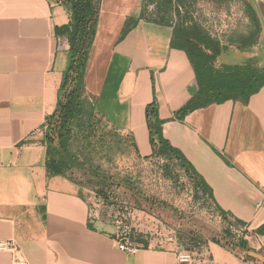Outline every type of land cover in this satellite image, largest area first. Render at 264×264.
Masks as SVG:
<instances>
[{"label":"crops","instance_id":"crops-1","mask_svg":"<svg viewBox=\"0 0 264 264\" xmlns=\"http://www.w3.org/2000/svg\"><path fill=\"white\" fill-rule=\"evenodd\" d=\"M166 1L100 0L85 93L94 114L142 158L155 152L146 121L155 102L162 136L204 181L209 202L245 228L243 247L208 244L196 264H264V84L246 104L226 100L175 118L197 84L186 52L171 47L176 22ZM70 16L56 0H0V240H13L28 264H175L171 242L120 250L110 227L89 215L76 167L47 169V122L71 62L55 27ZM128 20L135 24L122 35ZM223 41L215 67L251 59L264 69L263 24L246 48L234 32ZM13 257L0 251V264Z\"/></svg>","mask_w":264,"mask_h":264},{"label":"rangeland","instance_id":"rangeland-1","mask_svg":"<svg viewBox=\"0 0 264 264\" xmlns=\"http://www.w3.org/2000/svg\"><path fill=\"white\" fill-rule=\"evenodd\" d=\"M249 6L261 30L253 0H172L166 3L165 12L168 19L181 20L184 26L195 18L204 32L215 35L229 29L230 16L235 18L234 29L219 33L224 44L223 39L233 32L237 39L249 42L254 31ZM80 95L79 113L68 123L54 118L48 132L58 149L62 135L66 149L80 158L72 174L83 185L94 220L110 227L120 241L153 245L159 244L156 240L172 241L198 251L208 244L237 246L233 220L215 210L206 191L197 187L175 158L160 151L137 156L129 150L124 135L111 131L94 114L92 98L83 92Z\"/></svg>","mask_w":264,"mask_h":264},{"label":"trees","instance_id":"trees-1","mask_svg":"<svg viewBox=\"0 0 264 264\" xmlns=\"http://www.w3.org/2000/svg\"><path fill=\"white\" fill-rule=\"evenodd\" d=\"M56 1L66 3L71 13L70 21L67 25L55 27V33L58 36H65L68 40L71 62L63 77L57 111L52 116L51 121L47 122L48 126H51L54 118L68 123L80 111V93H85V68L95 37L100 12V0ZM167 1L169 2L170 0ZM248 9V16L254 31L251 33L249 42L245 38L240 39L239 48H246L252 45L260 31L259 21L254 10L250 6ZM134 24L135 21L128 20L122 35ZM199 25L194 19V22L185 26L181 24V20L177 21L173 26L171 47L186 52L197 84L195 95L176 112L177 116L175 118L177 119H181L184 114L193 109L213 103H222L226 100L246 104L249 97L256 93L264 84L263 67H257L255 61L251 59L242 64H224L220 67H215L214 61L225 50V45L210 36L208 32H204ZM146 121L150 141L155 151H160L164 155L175 158L187 176L195 182L197 187L204 190V181L198 176L192 165L177 148L171 146L169 141L162 136L161 125L164 121L158 117L155 102H151L146 106ZM46 137L48 142L47 169L50 172L61 173L78 164L79 158L76 154H72L66 149L62 135L59 136V141L62 143V148L60 149L53 144L50 132H47ZM219 213L227 216L223 211ZM229 218L232 219L231 217ZM233 222L240 225L237 220H233ZM243 244V238L239 239L237 246L243 247Z\"/></svg>","mask_w":264,"mask_h":264},{"label":"built area","instance_id":"built-area-1","mask_svg":"<svg viewBox=\"0 0 264 264\" xmlns=\"http://www.w3.org/2000/svg\"><path fill=\"white\" fill-rule=\"evenodd\" d=\"M195 19V18H194ZM235 18H229L230 23H229V29L228 30H220L217 35L213 34L212 31H208V34L212 37H216L218 40H220L221 36L219 33H227L228 31L234 29L235 27ZM196 20V19H195ZM204 26V25H203ZM205 27V26H204ZM207 31V30H206ZM217 31V30H216ZM89 215H91V211L89 212ZM235 230L238 233V238L241 239L243 238V233L245 231V228L241 225L235 224ZM173 244V251L175 253V264H196V256L198 255L197 253L199 252L196 249H190L186 248L184 246L176 244V242H172ZM161 245V243H159ZM158 244V245H159ZM149 247V244H143V243H133L132 241H129L128 239L124 241H119L118 243V248L126 253L133 254L135 253L139 248L141 247ZM236 247L234 245H231V248ZM10 251L14 254L13 257V262L12 264H28L27 261L21 256L19 252V248L15 244L13 240L9 241H2L0 240V251Z\"/></svg>","mask_w":264,"mask_h":264},{"label":"water","instance_id":"water-1","mask_svg":"<svg viewBox=\"0 0 264 264\" xmlns=\"http://www.w3.org/2000/svg\"><path fill=\"white\" fill-rule=\"evenodd\" d=\"M256 8L259 12L260 19L262 21V24L264 26V0H253Z\"/></svg>","mask_w":264,"mask_h":264}]
</instances>
